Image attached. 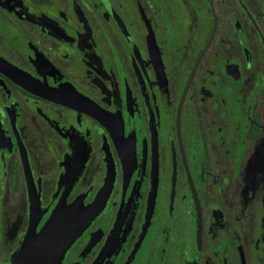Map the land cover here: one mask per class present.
I'll return each instance as SVG.
<instances>
[{
    "label": "flooded vegetation",
    "instance_id": "flooded-vegetation-1",
    "mask_svg": "<svg viewBox=\"0 0 264 264\" xmlns=\"http://www.w3.org/2000/svg\"><path fill=\"white\" fill-rule=\"evenodd\" d=\"M100 197L60 264H264V0H0V264Z\"/></svg>",
    "mask_w": 264,
    "mask_h": 264
},
{
    "label": "water",
    "instance_id": "water-1",
    "mask_svg": "<svg viewBox=\"0 0 264 264\" xmlns=\"http://www.w3.org/2000/svg\"><path fill=\"white\" fill-rule=\"evenodd\" d=\"M103 202L100 197L86 210L78 206L60 207L38 233L37 204L32 199L31 227L13 264H60L68 249L100 213Z\"/></svg>",
    "mask_w": 264,
    "mask_h": 264
}]
</instances>
